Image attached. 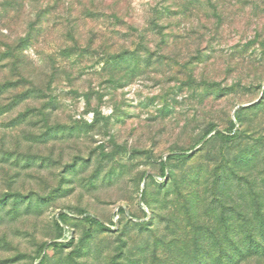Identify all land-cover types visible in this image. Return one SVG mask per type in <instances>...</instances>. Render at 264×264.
<instances>
[{
	"label": "rangeland",
	"instance_id": "374dc122",
	"mask_svg": "<svg viewBox=\"0 0 264 264\" xmlns=\"http://www.w3.org/2000/svg\"><path fill=\"white\" fill-rule=\"evenodd\" d=\"M182 1L0 21V264H264V0Z\"/></svg>",
	"mask_w": 264,
	"mask_h": 264
},
{
	"label": "trees",
	"instance_id": "16d2710c",
	"mask_svg": "<svg viewBox=\"0 0 264 264\" xmlns=\"http://www.w3.org/2000/svg\"><path fill=\"white\" fill-rule=\"evenodd\" d=\"M23 2H24V0H3V2L1 3L0 21L5 23L7 18L9 17L8 15L10 13V9L15 8V6H20V7L23 6ZM187 2H188V0H184L180 4L177 5L180 9H182V11H183L182 13H184L185 9L188 10L189 5H186ZM13 3H15V4H13ZM42 15H43V10L41 12L35 13V17L37 16V20H39L40 17H42ZM32 24L33 23L28 22V24H27L28 29H27L26 35L23 38L19 39L18 43L12 44L6 40H3L2 42H0L1 43L0 45H2V47L5 48V50L3 52L5 59H11V63H12L13 68H15V67L23 68L24 67V63L22 61H20V59L24 57L22 54V49L20 48V46L22 43H30L34 39V35H33L34 25H32ZM0 36H2L1 33H0ZM1 67L3 68V66H1ZM18 73H19V71H18ZM19 78L21 80L24 79V77L21 73L19 74ZM7 86H13L11 81H7V79H6V80H3V82H0V91H3ZM40 90L41 89H38L36 91H40ZM263 96H264V91L261 94V98ZM232 128H233V124L228 131H231ZM212 130H214V127L212 128ZM214 134L216 136H220V137H227L228 136L227 134L225 135L221 131H218V130H214ZM175 156H179V155H175ZM167 157L170 158L171 156L169 155ZM120 211L122 212L123 209L120 208ZM65 218H66V213H63V212H62V214L59 213L58 219L60 221H63ZM86 221L89 223H93V222L99 223L98 221H96L95 219H93L90 216H86ZM57 225L59 228H61L58 223H57ZM46 246L57 247V246H59V243L54 242V241H51L50 243H43L41 245V249H43ZM40 263H41V260H39L38 264H40Z\"/></svg>",
	"mask_w": 264,
	"mask_h": 264
}]
</instances>
